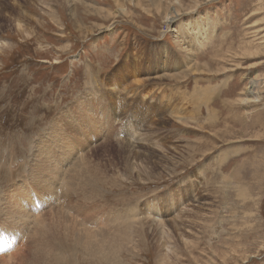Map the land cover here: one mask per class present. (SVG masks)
<instances>
[{"label":"rangeland","instance_id":"rangeland-1","mask_svg":"<svg viewBox=\"0 0 264 264\" xmlns=\"http://www.w3.org/2000/svg\"><path fill=\"white\" fill-rule=\"evenodd\" d=\"M171 8L179 15L168 21ZM253 82L259 98L244 103ZM57 119L53 128L66 129L56 145L81 143L64 169L91 153L102 177L75 183L70 201L57 185L43 218L54 223L48 210L65 199L91 231L131 223L125 211L147 231L119 246L108 239L124 229L101 236L108 258L71 247L72 264H264V0H0V192L25 183L27 203L41 205L33 147L44 140L53 150ZM4 236L1 249L19 248L12 264L31 255L32 241ZM58 242L73 244L54 238L52 255Z\"/></svg>","mask_w":264,"mask_h":264},{"label":"bare ground","instance_id":"bare-ground-1","mask_svg":"<svg viewBox=\"0 0 264 264\" xmlns=\"http://www.w3.org/2000/svg\"><path fill=\"white\" fill-rule=\"evenodd\" d=\"M178 3H179V1H175V4H178ZM121 7H123V6H121ZM177 15H179V13H178L177 9H175V8H171L170 11L167 10V12H166V18L168 21H173V19H175ZM98 29H100V28L98 27ZM195 62L196 63H194V64H196V65H193V67L196 68V70H197V68L199 69V67H198L199 65H198L197 61H195ZM204 70L211 71V69L208 66H206L204 68ZM258 88H257L256 82L251 83L250 87H248L247 91L245 92L246 95L244 94V96H242L240 98L241 101L244 103H250V101L258 100L259 96H256V95H258L257 94ZM251 98H254V100H252ZM88 100H90V99L84 97L83 101H82V104H83L82 106L84 107V109L86 111L93 113V108H91V106H93V105L91 103L86 102ZM86 106H88L89 109H86ZM69 116H70V114L68 115L67 112H65L62 114L61 118H59V119L65 120L66 124H67L65 127L67 128V126H68L70 130H73V127L71 124V122H73V119ZM75 119L78 122L81 120L78 118V116H76V114H75ZM57 121H58V119L54 120V122L51 124L50 131L49 130L48 131L52 137L54 136L52 139V141L55 142L52 145L53 150H55L56 148H59V150L64 154L63 156H64L65 160L63 162H61V159H62L61 157L59 158L60 161L57 160L55 152L53 150H51L50 144L44 140H40L39 143H37L33 147L34 150L36 151V154L34 152V154H35L34 157L36 160L33 159L34 164L31 166V171L35 175V177L37 178L36 179L37 184H38L39 188L42 190L38 194H36V192L34 190H32V191L36 194V196H34V197H37L36 200H38V202L41 203V205L36 206L32 201L28 202L30 204L27 203V198H30V197H29V191L24 190L25 189V187H24L25 183H22L23 185H19V186L17 185L18 187L16 186V184L14 185L12 183L9 186V189L7 191L1 190L4 192V194H3V192H0V222L2 223V227L0 229V254L3 253V255H0V261L3 262L2 264H7V260H8L9 264H10V262L12 264L13 261H10V260H13L16 258L15 254L18 252V249H19L18 247H15L14 251H13L12 250L13 247H11V246L8 247L5 251L3 249H1V245H3V244H1V242H4V241L8 242V240H7L8 238L7 239L5 238L4 233L9 234L13 238V240H19V239L25 237V239H26L25 242L32 241L31 243L33 245L31 248L32 249L31 255L28 256V258H23L24 257L23 256L20 258V260L17 257L19 262H21L22 264H59L61 262H62V264H72L71 260H73V254H75V252L72 254L73 248L71 249V247H75V248L78 247V249H79V247L84 248L85 250H87L88 253H95V252L103 253L104 252L103 254H104V256L106 255L107 258L109 257V255L112 257L113 256L112 253H114V252L113 251L107 252L108 250H110V248L108 250H106L104 247L107 243H100L99 240H100L101 236H104L106 238V236L109 235V233H111L117 229L118 230L124 229L125 232L121 233L124 236H122L121 234H117V235L109 237L108 241H109L110 246H112V243H115V245H116L117 242L121 243V242L126 241V240L127 241L130 240V241L135 242L136 238H139V241H142L147 236L146 228L144 229L143 225H141L140 218L135 217V216H138L137 214H135L137 211H131L129 209L131 212L125 211L126 214H124V213L121 214V215L127 216L128 218L131 217L133 219V220H130L131 219L130 218L129 221L130 222L132 221V222L131 223L127 222L128 224L124 225L123 227L118 226L117 229H110L108 227H109L110 223L113 222L114 220L111 222L107 221V222H100V223L98 221V223L97 222L95 223L97 225V229L101 228V227H103V229H101L100 231L94 232L95 229L93 231H91V229H89L91 226L88 228L87 224L86 225L84 224L85 220L88 221V219H86L87 217L83 218V219H79L80 217L76 216V218L74 219L73 216L71 215L73 212L72 211L73 208L69 207V204H67V205L64 204L65 206H63V207L61 206L62 203H65L66 198L69 201L71 200L73 193L78 194L76 188H74L75 183H79L80 187L81 186L83 187L86 184H89L91 179H93V177L94 178L96 177L95 174H98V177H100L101 174L99 176V173H98L99 170L96 169L97 167L96 168L93 167V166H95L94 161H93V163H94L93 166L90 164V163H92L89 160V158H90L89 155L91 153L87 154L88 156L87 155L84 156V154H82L83 157L80 160L81 163H79L75 166H72V168L70 170L64 169L65 167H64L63 163L70 160V157L73 154V151H75L76 148H79L81 146V143L80 142H79L80 144L78 143L79 138L75 137L76 136L75 135L74 136L75 140L69 142V143L73 144L72 146L69 145L68 148H66L65 146L58 147L56 145V143H57L56 138L60 135L58 141L59 140L62 141L65 136L62 135L63 133L61 131H64L63 129H66V128H64V126L61 125V130H58L56 128L54 129L53 126ZM81 121L83 122V120H81ZM123 138H124V136H123ZM123 140H125L124 144L127 147V148L126 147L125 148L127 150H129L131 156L135 155V157H136L135 159L140 158L142 153L139 150L134 151V149H132V146L135 145L137 142H134V140L130 139V137L126 138V136L124 139H122V141ZM85 141H86V143H89V139H86ZM63 143H65V142H63ZM150 146H149V148L152 147V146L151 147ZM160 147H161V145H160ZM147 149H148V147H147ZM128 159H130V158H128ZM141 160H143V159H141ZM141 160H139V161H141ZM145 163H147V162H145ZM146 168H147V166H146ZM101 170H103V169L101 168ZM64 172H65V174H64ZM104 173L106 174V172H104ZM3 178L4 177H2V179ZM85 178H87L88 181H85L84 180ZM0 179H1V177H0ZM107 179H108V177H107ZM0 182H2V181H0ZM14 183H16V182H14ZM57 185H59L58 187H60L62 189L64 194L66 193V196H65V199L63 200V202H61L59 205L57 204L58 205V208L56 206L57 209H53V208L51 209L50 208L48 210L49 212L47 211L48 212L47 214H49L48 215L49 218H52L53 222H54V223H51V225H50V223L47 222L45 217L43 218V216H45L43 214L45 213L46 208H42V206L48 201V199H49V201L47 202V206L50 207L51 203H53V202H54L53 204H55L57 197H58L56 191L60 190V188H59V190L56 189ZM34 186L32 184H30L28 187L33 188ZM35 187L37 188V186H35ZM22 190H23V192L20 193V191H22ZM53 190H55V191L53 193H51L50 195L44 192V191L49 192V191H53ZM70 194H72V195L70 196ZM51 199H53V200L55 199V200L52 202ZM63 208H64V210H63ZM109 208H108V210H109ZM110 209L112 210V208H110ZM41 212H43V213H41ZM118 213L120 214L121 212H118ZM110 214H112V213H110ZM150 215L146 214V216L144 217L145 218L144 220L146 223H151V225H153V223H155L154 225H156L157 227H159V228L163 227V226H161L162 223L158 222L159 220H157V219L155 220L153 217H150ZM119 217H121V216H119ZM119 217H117V218H119ZM82 220H84V222H82ZM145 222L144 223L142 222V223L145 225ZM119 223H118V225H119ZM175 224H177L176 221H175ZM136 225H138V226H136ZM149 227H150V224H148L147 229ZM2 229H7V230L11 229V230L2 232L1 231ZM163 229H165V228H163ZM56 231L58 232L59 236L55 235V234H57ZM162 232H164V231H162ZM165 232L163 233V235L165 234ZM58 237L65 239V240H69V241L71 240L73 242V244H72V246H70L66 242L65 243L66 249H64V247L59 242L56 243L59 246V248L61 249V252H63V253L58 252L59 256L68 257V258H56V259L52 260L51 258L53 256L57 255V257H58V254L52 255V253H53L52 241L54 238L58 239ZM181 237L184 238L185 236L183 234H181ZM92 238L94 241H92ZM119 238H120V240H119ZM136 242H137V240H136ZM143 243H144V241H143ZM26 245L27 244H25V246ZM117 245H118V243H117ZM29 247H30V245H29ZM28 248H26V249H28ZM23 249H25V248L23 247ZM23 249H22V251H23ZM33 249H34V251H33ZM20 250H21V248H20ZM6 252H7V255H6ZM10 257H12V258H10ZM76 258H77V256H76ZM74 259H75V257H74ZM16 264H19V263L16 262Z\"/></svg>","mask_w":264,"mask_h":264}]
</instances>
